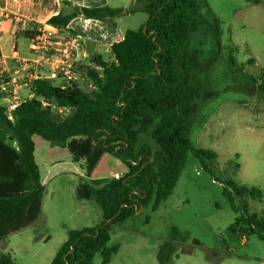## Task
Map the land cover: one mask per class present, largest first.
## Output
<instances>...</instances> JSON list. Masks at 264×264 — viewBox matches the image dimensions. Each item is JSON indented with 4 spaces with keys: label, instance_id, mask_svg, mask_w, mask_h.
Returning <instances> with one entry per match:
<instances>
[{
    "label": "trees",
    "instance_id": "16d2710c",
    "mask_svg": "<svg viewBox=\"0 0 264 264\" xmlns=\"http://www.w3.org/2000/svg\"><path fill=\"white\" fill-rule=\"evenodd\" d=\"M78 12L100 21L137 12L146 13L148 19L138 29L126 30L123 39L111 45V61L95 54L89 65L80 68L92 86L89 91L75 81L62 86L39 78L30 85L35 96L21 102L11 118L6 105L0 104V240L33 225L43 212L46 188L33 137L60 148L72 137H89L97 148L120 159L128 172L102 188L80 178L77 197L93 200L102 221L94 227L68 230L67 240L50 264H92L97 253L102 264H109L119 251V245H108L113 225L124 223L151 201L156 210L167 200L188 154L211 172L205 162L213 165L218 153L193 144L190 120L197 114V98L213 99L219 93L203 94L189 80L190 72L205 67L200 52L189 47L191 33L207 23L198 0H135L129 8L77 6L71 14L59 13L47 23L66 30ZM215 26L218 33L217 19ZM184 47L182 77L175 65ZM1 80L0 100L5 97ZM260 88L264 92V84ZM58 108H70V112L63 115ZM150 129L159 149L155 153L148 146L137 150L140 135ZM254 191V187L233 181L224 188L237 213L229 229L235 235L258 234L264 239V218L248 211L247 198ZM175 253L174 242H164L158 261L166 264ZM0 264L15 261L10 253H2Z\"/></svg>",
    "mask_w": 264,
    "mask_h": 264
},
{
    "label": "rangeland",
    "instance_id": "374dc122",
    "mask_svg": "<svg viewBox=\"0 0 264 264\" xmlns=\"http://www.w3.org/2000/svg\"><path fill=\"white\" fill-rule=\"evenodd\" d=\"M134 1L108 0V3L113 8H129ZM198 2L207 23L191 33L189 47L200 52L205 67L190 72L189 80L203 94L218 92L219 96L197 98V114L190 120V139L196 147L217 152L218 158L213 165L205 162L210 172L199 159L188 154L167 200L156 210L152 209L154 201H151L124 223L113 225L108 245H119V251L109 264H160L159 248L170 240L176 253L166 264H264L263 238L258 234L242 237L230 231L237 213L224 194L229 181L254 187L252 196L247 198L248 211L264 218V92L260 88L264 84V0ZM108 19L103 23L108 33L116 37L124 36L128 29H138L148 15L123 13ZM215 19L219 21L220 45ZM74 27L85 36L99 34L95 22L88 24L81 19ZM27 44L28 40L22 36L18 48L25 50ZM184 49L175 65L182 77ZM99 52L107 61L112 60L103 47H99ZM83 63L75 65H89L90 61ZM83 77L77 83L89 91L92 86ZM85 139H88L83 145L86 154L82 156L73 148L53 147L36 136L35 158L46 188L43 212L33 225L0 240V254L10 253L15 264H50L65 242L68 228L80 230L101 223L102 218L95 211L88 220L78 218L77 176L62 173L49 178L47 174L49 166L50 172H55L54 168L78 169L90 176L97 187L107 182L105 176L110 173L128 172L120 159L96 152L93 140ZM142 146L150 147L154 153L159 149L152 138V129L140 135L137 150ZM236 201L239 202L238 198ZM92 264H102L100 253Z\"/></svg>",
    "mask_w": 264,
    "mask_h": 264
},
{
    "label": "crops",
    "instance_id": "0c3cea01",
    "mask_svg": "<svg viewBox=\"0 0 264 264\" xmlns=\"http://www.w3.org/2000/svg\"><path fill=\"white\" fill-rule=\"evenodd\" d=\"M77 6L95 8V7L109 6V3L108 0H0V19H2V26L0 33V75L4 74L5 76H9V78L15 75L14 73L16 68V61L14 59V52H13L14 47H16L20 57H30L29 45L31 39L34 36L35 30L38 29V27L40 26H48L57 29V27L49 25L47 21L52 16L57 15L59 13H62L63 15L71 14L74 11L75 7ZM81 19L84 20V23H88V24L95 22V24H97V27L99 26L96 32V33L99 32V34L96 36H87V35L85 36L84 32L75 28L74 23ZM103 22L104 21L88 19L84 17L82 13L78 12L77 17H75L70 22L67 29L61 30L70 33H79L84 37L85 49L88 55L87 57H81L78 62H85L83 64H86V62L90 61L92 56L95 54L102 55L104 58H106L101 52H99V47H103L105 54L110 55L111 45L114 42H118L123 39L124 37L123 34H119V36L116 37L111 36V34H109L107 31L108 30L107 26ZM113 28H114L113 30H115V27ZM22 36L26 37V39L28 40V44L25 50H21L18 48V42L21 40ZM83 66L86 65H73V72L79 78V80L84 79L83 76H85V74L80 70V68ZM66 82L69 81L64 79L56 80L57 84H63ZM17 88L19 91V98L21 102L27 99H31L35 96L31 92L30 86H24L21 84ZM25 96L27 98H25ZM7 99L9 98L6 99L3 98L2 100H0V104L6 105L5 101ZM36 136L37 135L33 137L35 142V153H36V140H35ZM79 137H84V136H75L70 138L67 141L66 147H64L63 149L73 148L79 155L85 156L86 149L84 148L85 146L84 144L86 143V140H88L85 138H89V137H84V139H81ZM94 150L100 154L104 152L99 148ZM53 168L54 165L52 169ZM50 170L51 167L49 166L47 168V174H49V178L61 175L62 173H71L77 176L79 180L80 178L85 179L94 188L104 187L108 182H110L108 177L112 174L110 173L105 176V180L107 182L103 184V186L96 187L92 184L93 182L91 183V181L93 180L90 178V176L81 172L78 169L75 170L63 169L61 171H56L54 168L53 171L55 172H50ZM114 173H118V172H114ZM42 182L44 184V180H42ZM94 211L102 218V213L98 205L93 200H80L79 207L77 208V214L79 219L88 220L90 218L91 212ZM87 227H94V226H86L84 228ZM72 229L74 228H68V230H72Z\"/></svg>",
    "mask_w": 264,
    "mask_h": 264
},
{
    "label": "built area",
    "instance_id": "2783aa9c",
    "mask_svg": "<svg viewBox=\"0 0 264 264\" xmlns=\"http://www.w3.org/2000/svg\"><path fill=\"white\" fill-rule=\"evenodd\" d=\"M2 19H0L1 33ZM14 59L16 61L15 75H0L1 90L7 99V114L11 118V112L21 103L18 86H30L34 80L47 78L51 80H68L78 82L79 78L73 72V65L81 57H87L85 39L79 33L61 31L58 28L40 26L34 33L29 45L30 57H20L14 47ZM61 84L62 86L64 84ZM58 112L66 115L70 108H58ZM123 175L112 173L110 181L119 180Z\"/></svg>",
    "mask_w": 264,
    "mask_h": 264
}]
</instances>
